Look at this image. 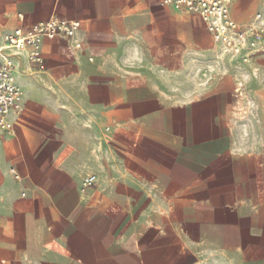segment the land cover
Here are the masks:
<instances>
[{"label": "crops", "instance_id": "obj_1", "mask_svg": "<svg viewBox=\"0 0 264 264\" xmlns=\"http://www.w3.org/2000/svg\"><path fill=\"white\" fill-rule=\"evenodd\" d=\"M50 18L80 49L3 51L23 99L0 132V264H264V55L221 54L157 0H0V50Z\"/></svg>", "mask_w": 264, "mask_h": 264}, {"label": "built area", "instance_id": "obj_2", "mask_svg": "<svg viewBox=\"0 0 264 264\" xmlns=\"http://www.w3.org/2000/svg\"><path fill=\"white\" fill-rule=\"evenodd\" d=\"M164 7L183 15L197 16L212 36L221 54L249 63L257 53L264 52V18L248 25H238L230 15L232 0H157ZM21 18V15H18ZM79 22L50 18L16 29L3 37L0 50V132L13 133L10 116L19 113L23 92L16 84L13 65L3 51L24 54L32 66L42 64L41 45L44 39H65L80 49L77 38ZM96 183L94 175L82 179V188Z\"/></svg>", "mask_w": 264, "mask_h": 264}, {"label": "rangeland", "instance_id": "obj_3", "mask_svg": "<svg viewBox=\"0 0 264 264\" xmlns=\"http://www.w3.org/2000/svg\"><path fill=\"white\" fill-rule=\"evenodd\" d=\"M259 55H264V52H261V53H257V54H255L254 56H253V58L255 57V56H259ZM225 56H227V55H225ZM251 61V60H250ZM246 64V63H245Z\"/></svg>", "mask_w": 264, "mask_h": 264}]
</instances>
